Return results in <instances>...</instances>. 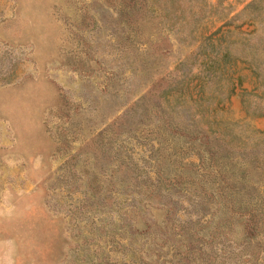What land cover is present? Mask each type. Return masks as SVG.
I'll return each instance as SVG.
<instances>
[{
  "label": "rangeland",
  "instance_id": "374dc122",
  "mask_svg": "<svg viewBox=\"0 0 264 264\" xmlns=\"http://www.w3.org/2000/svg\"><path fill=\"white\" fill-rule=\"evenodd\" d=\"M113 6L0 0V264H70L78 227L67 208L88 197L81 164L101 171L109 140L126 133L119 138L127 137L131 161L116 182L129 192L120 179L136 166L152 176L153 145L141 134L152 135L146 128L160 114L183 130L207 133L236 170L250 162L246 188L263 182L264 0H145L132 27ZM182 150V163L196 162ZM191 188L162 191L151 203L195 220L212 206ZM148 211L147 218H162ZM261 218L253 238L236 226L228 239L203 242L187 258L179 244L188 237L168 229L157 263L264 264ZM150 231L145 239L136 235L148 250L160 243ZM134 242L130 248H139ZM119 244L110 261L127 259L128 244Z\"/></svg>",
  "mask_w": 264,
  "mask_h": 264
},
{
  "label": "trees",
  "instance_id": "16d2710c",
  "mask_svg": "<svg viewBox=\"0 0 264 264\" xmlns=\"http://www.w3.org/2000/svg\"><path fill=\"white\" fill-rule=\"evenodd\" d=\"M144 1L112 0L113 7L130 27L133 25L132 17L141 12ZM159 118L160 121L153 128H146L151 130V136L145 134L146 132L142 133L145 129L143 127L138 131V134L142 133L144 140L147 138L153 145L152 154L151 150L148 151L149 160L153 163L152 176L143 173L141 176L136 166L133 173L129 172V177H126L125 181L120 179L119 186L131 188L129 192H122L116 182V173L123 171L122 167L131 161V148L124 149L127 147L125 142L127 137L119 138L121 134L126 133L119 131L113 142L110 140V143L107 142L109 143L107 163L105 162V167L101 168V171L97 172L90 166L81 164L88 197H82L77 204H72L74 208H67L70 215L72 214V224L78 227L73 240L76 243V250L71 252L70 264H159L158 248L168 241L166 236L168 229L173 236L188 237L186 242L181 241L179 244L185 247L184 256L194 250H200L203 242L211 244L217 238L228 239V233L236 226L240 228L244 238L251 239L256 236L264 213V170L263 182L257 185H255L257 181L253 182L251 185L256 187L248 189L243 184L250 182L247 178L248 169L245 168L251 164L250 162L242 160L238 166L244 169L236 170V163H233V166L229 165L232 163V157L225 155V148L221 150L212 145L207 133L183 130L172 125L163 114H160ZM255 141L252 143L255 144ZM182 149L187 151L185 155L189 151L195 155L196 162L182 163V159H178L179 155L182 156ZM104 151L102 149V153ZM252 167L256 168L254 165ZM141 169H144V166H141ZM104 171L108 173L105 174ZM190 188L194 195L200 196L205 203L212 206L209 212L201 211L195 220L191 219L190 214L183 220L176 212L177 209L174 211L167 204L154 206L151 203V200L159 197L162 191L174 189L181 192ZM109 198L112 199L109 206L104 203L100 205ZM171 199L178 202L177 199ZM150 209L159 210L162 218H147L146 213L152 217L148 211ZM76 213L78 214L73 215ZM85 218L87 220H84ZM193 221L199 224L191 229L189 224ZM151 229L158 232L152 238L160 239V243L154 241L155 245L148 250L142 247L146 240L140 242L136 235L145 239ZM100 239L101 247L95 243H99ZM134 240L140 243L139 248H130V244L134 245ZM124 242L130 248L125 252L127 259L123 257L110 261L109 251H113L116 244L121 245L119 243ZM110 244L109 249L107 246Z\"/></svg>",
  "mask_w": 264,
  "mask_h": 264
}]
</instances>
